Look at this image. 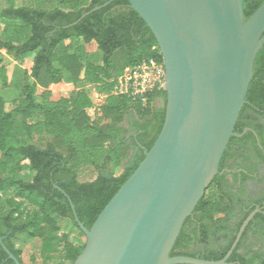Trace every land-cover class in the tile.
I'll return each instance as SVG.
<instances>
[{
    "label": "trees",
    "instance_id": "16d2710c",
    "mask_svg": "<svg viewBox=\"0 0 264 264\" xmlns=\"http://www.w3.org/2000/svg\"><path fill=\"white\" fill-rule=\"evenodd\" d=\"M53 1L56 6L51 10L40 8L41 5L0 6V70L4 60L1 51L15 61L37 51L29 74L33 81L23 87L20 103L7 111L0 98V239L21 264V251L12 243L21 235L41 242L44 260L40 264H73L84 244L71 241L72 234L76 231L85 235L63 193L89 230L143 160V151L153 145L165 116V107L162 111H155L152 106L141 108L131 105L125 97L111 94L125 68L150 58L162 63L152 33L128 1L113 0L93 12L90 11L94 7L110 0ZM263 1L244 0V18L248 19ZM92 42L101 53L100 64L88 61L86 46ZM66 78L74 92L67 98L52 100L50 85ZM84 85L89 91L97 89L108 94L101 107L93 105ZM158 97L165 99V90L154 93L151 101ZM93 107L99 113L91 118L87 111ZM130 110L135 120L126 130L122 123ZM262 118L264 44L255 59L246 103L234 129L238 134L244 129L249 131L241 138L230 139L218 174L184 222L171 257L221 260L244 219L255 208H262ZM36 138L39 142L51 141L40 147ZM130 154L129 162L116 175ZM25 162L34 173L29 181L22 175ZM83 167L94 169L95 179L79 182ZM225 169L231 171V181ZM14 174L18 176L13 177ZM263 242L264 214H257L228 263L264 264ZM0 264H14L1 246Z\"/></svg>",
    "mask_w": 264,
    "mask_h": 264
},
{
    "label": "water",
    "instance_id": "95a60500",
    "mask_svg": "<svg viewBox=\"0 0 264 264\" xmlns=\"http://www.w3.org/2000/svg\"><path fill=\"white\" fill-rule=\"evenodd\" d=\"M127 1L162 57L164 121L153 145L143 151V160L89 230L60 190L85 235L73 264H231L228 259L246 228L257 214H264V203L244 219L221 260L170 253L218 174L230 139L249 131L238 134L234 129L264 44V1L248 19L244 0ZM0 246L9 260L21 264L2 239Z\"/></svg>",
    "mask_w": 264,
    "mask_h": 264
},
{
    "label": "rangeland",
    "instance_id": "374dc122",
    "mask_svg": "<svg viewBox=\"0 0 264 264\" xmlns=\"http://www.w3.org/2000/svg\"><path fill=\"white\" fill-rule=\"evenodd\" d=\"M10 5H13L14 7L30 8L40 7L39 5H41L40 8L51 10L54 8V6H56V3L53 0L51 2H49V0H0L1 7H8ZM1 39H3V34L2 26L0 24V40ZM80 44H82L81 41ZM86 51L88 54L87 58L89 62L100 64L101 53L100 51H98L94 42L86 46ZM1 53L4 56V60L3 69L0 70V98L4 100L6 110L11 111L23 99L21 95L23 87H25L26 85H30L33 81L29 74L34 66V59L37 55V51L25 55L22 61L13 60L11 55L6 54L4 51H1ZM82 76L83 74L81 75V77ZM81 88H83V86ZM84 88L85 91H87L88 93L90 92L89 89H87V86L85 87L84 85ZM49 89L52 91V100L67 98L74 92V87L67 78L63 79L58 84H51ZM40 93L41 90L37 92L38 95ZM36 100L39 102V98L37 96ZM164 107L165 99L163 97H158L153 100L152 108L155 111H162ZM87 112L91 118L94 117L95 114L99 113L98 108L95 107L91 108ZM134 120V114H127L122 123V127L126 130H130L131 124ZM48 141L50 142L51 139H45L43 142H39L37 138L35 139V143L37 145L39 144L40 147H44ZM130 157L131 154L123 162L122 167L115 171L116 175H119L122 172L123 167L129 162ZM27 164L28 162H25V167L22 171V175L24 180L29 181L31 180L34 173L27 168ZM17 176V174L13 175V177ZM96 176L97 172H95L94 169L83 167L79 173L78 180L79 182L92 181ZM71 241H73L77 245H83L85 243V237L79 235L76 231H74ZM12 243L16 249H19L21 251V258L24 264H40L44 260V255H42L40 252L41 242L39 240L31 239L27 235H21L18 238L14 239ZM261 249L264 250V242L261 245Z\"/></svg>",
    "mask_w": 264,
    "mask_h": 264
},
{
    "label": "built area",
    "instance_id": "2783aa9c",
    "mask_svg": "<svg viewBox=\"0 0 264 264\" xmlns=\"http://www.w3.org/2000/svg\"><path fill=\"white\" fill-rule=\"evenodd\" d=\"M162 90H165L163 62L150 58L125 68L111 94L125 97L133 106L147 108L153 104L151 96ZM89 95L95 107L102 106L108 96L97 89H91Z\"/></svg>",
    "mask_w": 264,
    "mask_h": 264
},
{
    "label": "flooded vegetation",
    "instance_id": "af4514ba",
    "mask_svg": "<svg viewBox=\"0 0 264 264\" xmlns=\"http://www.w3.org/2000/svg\"><path fill=\"white\" fill-rule=\"evenodd\" d=\"M261 123L264 124V118L261 119ZM230 163H232V161H230L229 164ZM225 170L227 171V178L231 181L232 180L231 171L227 170V169H225ZM260 172L264 173V166H261Z\"/></svg>",
    "mask_w": 264,
    "mask_h": 264
},
{
    "label": "crops",
    "instance_id": "0c3cea01",
    "mask_svg": "<svg viewBox=\"0 0 264 264\" xmlns=\"http://www.w3.org/2000/svg\"><path fill=\"white\" fill-rule=\"evenodd\" d=\"M131 113L134 114V113L132 112V110L129 111V114H131Z\"/></svg>",
    "mask_w": 264,
    "mask_h": 264
}]
</instances>
